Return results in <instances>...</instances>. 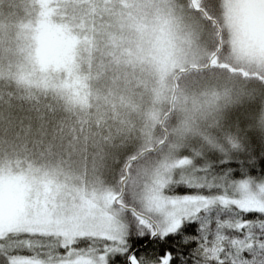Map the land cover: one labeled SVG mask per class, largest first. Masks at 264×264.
<instances>
[{"label":"trees","instance_id":"16d2710c","mask_svg":"<svg viewBox=\"0 0 264 264\" xmlns=\"http://www.w3.org/2000/svg\"><path fill=\"white\" fill-rule=\"evenodd\" d=\"M91 1L0 0V168L6 174L27 173L29 169L63 162L77 173L86 165L88 178L95 175L108 180L119 167V161L161 143L163 131L157 124L160 114L151 113V108L157 103L160 110H169L167 95L172 82L165 78V67L173 64L165 58L160 61V57L149 52L150 46L140 42L139 34L123 35L122 25L119 29L111 23L112 17L129 13L140 24V16H147L143 15L145 6L152 0H136V7L119 0L116 15L108 12L109 0H95L94 5ZM172 1L161 3L168 6L169 13L174 11L172 21L187 28ZM100 11L109 21L99 18ZM92 14L98 15L95 23L83 18ZM169 19L156 24L160 26L157 30L163 33ZM81 21L90 25L75 32L73 29ZM67 29L73 51L83 54L80 72L51 70L44 75L38 62L47 57L48 51L56 53L59 62L62 61L56 44L65 37ZM188 34L189 29L184 39L179 36L182 43L188 42ZM157 41L164 42L166 37L161 35ZM40 75L46 82L41 83ZM210 75L208 71H193L178 79L182 82L184 77L191 78L188 84L182 83L190 96L184 108L176 103L174 114L166 122L172 121L169 141L175 144L168 146V154L200 153L213 161L227 154L245 161L244 167L252 177H264L263 125H255V113L251 112L235 116L237 126L225 124L226 119L231 120L218 90L223 82H217L215 88L207 83ZM61 79L71 88L78 84L79 106L71 105L68 101L71 97L66 98L58 91L56 80ZM154 88L161 94L153 95ZM208 93L218 95L219 99L210 102L202 96ZM184 140L191 143L187 145ZM253 158L256 163L248 164L247 160ZM240 167L233 162L215 171L232 168L233 177L239 179ZM191 191L183 186L175 189L176 194ZM258 215L248 214L245 218L256 219ZM196 228V224H191L184 232L195 235ZM179 241V236L156 243L147 237H133L131 244L138 256H162L165 251L175 252L174 245ZM196 247V243H188L180 249L187 254ZM114 264H126V258L116 257Z\"/></svg>","mask_w":264,"mask_h":264},{"label":"snow or ice","instance_id":"6c2138e0","mask_svg":"<svg viewBox=\"0 0 264 264\" xmlns=\"http://www.w3.org/2000/svg\"><path fill=\"white\" fill-rule=\"evenodd\" d=\"M187 2L193 11L213 6ZM163 147L130 154L108 180L63 162L27 173L0 168V264H114L116 257L126 264H264V177L227 154L213 161L192 152L161 155ZM233 162L242 178L232 168L215 171ZM180 186L192 191L176 194ZM191 224L195 235L184 232ZM177 236L176 251L162 256H138L131 244L133 237L156 243ZM188 243L197 247L185 254L180 246Z\"/></svg>","mask_w":264,"mask_h":264},{"label":"rangeland","instance_id":"374dc122","mask_svg":"<svg viewBox=\"0 0 264 264\" xmlns=\"http://www.w3.org/2000/svg\"><path fill=\"white\" fill-rule=\"evenodd\" d=\"M109 1L110 3L107 4L109 6L108 12L116 15L120 2L119 0ZM91 2L94 5L96 1L92 0ZM124 2L127 6H137L135 5L136 0H124ZM172 2L175 4L178 17L181 19L182 23L185 22L187 28L172 21L174 18V11L171 13L166 11L168 6H166L165 3L162 4L161 0H152L147 3L145 12L143 13V15L147 16H142L137 13L141 15L140 24L132 19L133 16L129 17V13L114 16L111 21V23L117 25L119 29L122 25L121 32L123 35L127 36L133 34L138 36L139 34L140 42L150 46L149 52H153L158 58L160 57V61H162V58L171 61L173 66L165 67L167 74L165 78L171 82H173L172 79L174 76L182 70L205 67L210 58L219 49V30L214 22H208L200 13L198 14L197 11H193L190 4L188 5L187 0H173ZM200 2L206 7L209 4V0H200ZM211 2L213 6L204 12H206L205 14L209 16L211 20H214L218 24L221 31L222 48L220 54L214 60L212 68L208 70L211 74V79L207 80V83H212L214 87L217 88V86H215L216 83L219 81L223 82V87L218 90L219 94L222 95V103L228 106L227 116L231 120L230 122L226 119L225 124L237 126L235 116L245 112H251L255 113V125L261 124L264 127V0H211ZM154 9L155 11L150 13V10ZM103 13V11L98 13L99 18L109 21V17H102ZM97 17V14L83 15V18L87 19L89 22H94V19ZM168 18L171 20H167L168 23H166V27H163L164 32L158 31L157 29L160 26L156 24L162 23L163 21L165 22ZM149 20H151V22ZM98 24L99 23H96L95 27H97ZM83 25L87 26L90 24H84V22L81 21L80 25L73 30L77 32V30L82 29L81 27ZM188 29L189 34L187 37L189 46L186 47L185 45L188 42L182 43L183 41L179 36L181 35L184 39L185 32H188ZM165 31L168 35H166ZM65 32L67 33L65 37L62 38L60 43L56 44L60 56L61 54L63 55L62 61L59 62L60 60L55 56L56 53L54 54L48 51L47 57L43 56L38 62L44 75H47L51 70L65 71L67 74L80 72V68L83 65V54L75 50L73 51V43L68 38L70 32L68 29L65 30ZM175 34L179 35L176 36ZM161 35L166 37V41H161V43H159L157 40ZM75 45L79 44L75 43ZM0 72H2L1 69ZM182 79V82L181 80L178 81V87L180 89L176 99L177 106H181V109L185 107V101H189L188 97L190 96L188 91H186L188 89L182 88V83L187 82L191 78L184 77ZM40 80L41 83L46 82L45 77L42 75H40ZM56 82L59 86L58 91L63 94L62 96L66 98H68V96L71 97L68 99L71 105L79 106L78 95H80V92L78 90V84H76V89L71 88L63 79L56 80ZM49 86L51 85L49 84ZM172 87L173 83L167 95L168 103H170L172 96ZM203 91L206 92V88H204ZM153 93V95H158V89L154 88ZM202 96H205L213 103L219 99L218 95L209 93L208 95ZM151 109V113L160 114L157 120V124L159 125L163 116L168 112V109L166 111L160 110L157 103H155L154 108ZM171 126L172 121L166 124L169 139L171 137ZM176 136H173L174 140L177 139ZM163 139L164 135L159 139V142H162ZM171 141H173V139ZM170 143L169 141L163 148L161 155L168 154V146L171 145ZM185 143L189 145L191 142L185 141ZM157 145L158 143L155 144L153 148ZM171 146L175 147V144ZM178 148L177 151H179ZM72 165L75 166V163Z\"/></svg>","mask_w":264,"mask_h":264},{"label":"water","instance_id":"95a60500","mask_svg":"<svg viewBox=\"0 0 264 264\" xmlns=\"http://www.w3.org/2000/svg\"><path fill=\"white\" fill-rule=\"evenodd\" d=\"M191 7L193 8L194 6L191 5ZM198 13H201L206 19L210 20V21H213L215 26L218 28L219 30V36H218V39H219V49L217 50V52L210 58V60L208 61V64L203 67V68H189V69H186V70H182L180 72H178L174 78H173V92H172V96H171V99H170V105H169V111L166 115H164V117L162 118L161 122H160V129L163 131L164 133V140L159 143L155 148H152V149H160L161 148V145H163L164 147L168 144V141H169V133L168 131L166 130L165 128V124H166V121L173 115L174 111H175V105H176V99H177V95H178V91H179V88H178V79L183 76V75H186L190 72H205V71H208L212 68V65H213V62L214 60L217 58V56L220 54V51H221V48H222V44H221V31L219 29V26L218 24L214 21V20H211L207 17V15L205 14L204 11H197Z\"/></svg>","mask_w":264,"mask_h":264}]
</instances>
